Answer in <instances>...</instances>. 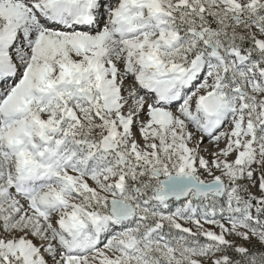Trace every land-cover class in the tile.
<instances>
[{"label": "snow or ice", "instance_id": "snow-or-ice-1", "mask_svg": "<svg viewBox=\"0 0 264 264\" xmlns=\"http://www.w3.org/2000/svg\"><path fill=\"white\" fill-rule=\"evenodd\" d=\"M0 264H264V0H0Z\"/></svg>", "mask_w": 264, "mask_h": 264}]
</instances>
